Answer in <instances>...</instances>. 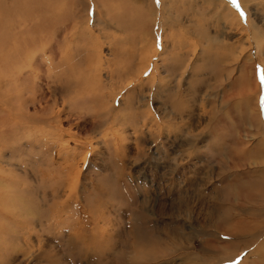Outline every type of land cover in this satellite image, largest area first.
<instances>
[{"label":"rangeland","instance_id":"obj_1","mask_svg":"<svg viewBox=\"0 0 264 264\" xmlns=\"http://www.w3.org/2000/svg\"><path fill=\"white\" fill-rule=\"evenodd\" d=\"M262 1L2 2L0 264L262 263Z\"/></svg>","mask_w":264,"mask_h":264},{"label":"bare ground","instance_id":"obj_2","mask_svg":"<svg viewBox=\"0 0 264 264\" xmlns=\"http://www.w3.org/2000/svg\"><path fill=\"white\" fill-rule=\"evenodd\" d=\"M1 1V3H0V6H2V2L4 3V4H6V0H0ZM215 4H217L218 3V1L219 0H212ZM225 1V0H224ZM229 1V0H228ZM253 0H238V3H239V5H241V7L243 8V9H245V10H247V12H249L250 13V11L252 10V9H250V6H249V4L252 2ZM262 1V0H261ZM222 2V1H221ZM263 2V1H262ZM227 4V3H226ZM263 4H264V2H263ZM226 7H228V10H230V12H229V14H231L230 16H232V17H234V11H233V7H231V4L229 3V5L228 6H226ZM221 9H222V11H224L225 9L223 8V7H221ZM169 14V13H168ZM257 14V13H256ZM167 14L164 12L163 13V15L162 16H164V18H165V16H166ZM251 15H255V14H251ZM257 16H258V14H257ZM235 17H237V20L239 19L238 18V16H236L235 15ZM163 18V17H162ZM258 18V17H257ZM236 20V21H237ZM239 22V21H238ZM243 23H244V21H243ZM247 23V22H246ZM245 23V24H246ZM244 25V24H243ZM242 25V26H243ZM248 26V25H247ZM262 26H264V24L262 25ZM249 29L250 30H248V31H250V33H251V36L253 35V36H255L254 35V32L256 33V35H257V37H255L256 39H257V42H259V41H264V33L262 32V30H261V28H259L257 25H254L253 24V22H251L250 23V25H249ZM246 34H248V36L247 37H249V33H246ZM22 34H20L19 36H21ZM146 36H148L147 34H146ZM247 41V40H246ZM254 41V40H253ZM248 43H250V42H248ZM262 44H264V43H262ZM251 46V45H250ZM250 49V48H249ZM252 49V48H251ZM250 49V50H251ZM255 52V51H254ZM240 62V61H239ZM255 73H257V72H255V70H254V81H255V93L257 94V96L259 97L261 94H262V91H261V89L259 88V85H258V83L256 82L257 81V78H256V74ZM258 76V75H257ZM14 79H17V80H19V77H14ZM258 97H257V100H258ZM23 98V97H22ZM242 98V97H241ZM23 100V99H22ZM21 108V107H20ZM260 118V117H259ZM261 246V245H260ZM257 248V247H256ZM263 248V247H262ZM258 250V249H257ZM255 251V250H254ZM256 257V259H255V261H254V264H259L258 262H257V257L258 258H260L261 259V253H258V252H256V255H255ZM247 259V258H246ZM261 264H264V259L262 260V263Z\"/></svg>","mask_w":264,"mask_h":264},{"label":"snow or ice","instance_id":"obj_3","mask_svg":"<svg viewBox=\"0 0 264 264\" xmlns=\"http://www.w3.org/2000/svg\"><path fill=\"white\" fill-rule=\"evenodd\" d=\"M234 7H238V0H230Z\"/></svg>","mask_w":264,"mask_h":264}]
</instances>
